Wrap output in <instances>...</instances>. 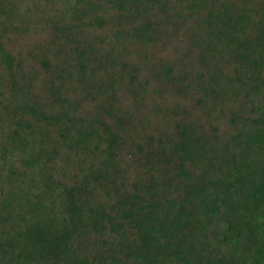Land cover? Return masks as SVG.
I'll return each mask as SVG.
<instances>
[{
  "label": "trees",
  "instance_id": "16d2710c",
  "mask_svg": "<svg viewBox=\"0 0 264 264\" xmlns=\"http://www.w3.org/2000/svg\"><path fill=\"white\" fill-rule=\"evenodd\" d=\"M0 264H264V0H0Z\"/></svg>",
  "mask_w": 264,
  "mask_h": 264
}]
</instances>
